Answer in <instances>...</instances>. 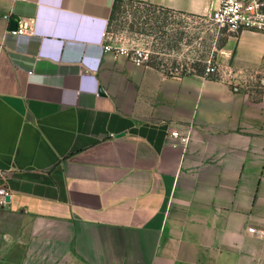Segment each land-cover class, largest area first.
I'll return each instance as SVG.
<instances>
[{"label":"crops","instance_id":"0c3cea01","mask_svg":"<svg viewBox=\"0 0 264 264\" xmlns=\"http://www.w3.org/2000/svg\"><path fill=\"white\" fill-rule=\"evenodd\" d=\"M114 1L0 0V264H264V92L105 51ZM222 57L264 67V33Z\"/></svg>","mask_w":264,"mask_h":264},{"label":"rangeland","instance_id":"374dc122","mask_svg":"<svg viewBox=\"0 0 264 264\" xmlns=\"http://www.w3.org/2000/svg\"><path fill=\"white\" fill-rule=\"evenodd\" d=\"M113 40L129 47H142L152 53V65L161 69L165 63L197 73L209 63L218 68L223 62L222 46L229 32L214 23L208 15L180 14L137 1L124 2L115 11L109 26ZM218 79L219 75H208Z\"/></svg>","mask_w":264,"mask_h":264},{"label":"built area","instance_id":"2783aa9c","mask_svg":"<svg viewBox=\"0 0 264 264\" xmlns=\"http://www.w3.org/2000/svg\"><path fill=\"white\" fill-rule=\"evenodd\" d=\"M216 5L213 7L210 17L219 29H224L231 34H238L243 30H252L264 33V0H214ZM13 34L34 33V29L24 20L20 22L18 28L11 30ZM103 45L107 52L115 56H126L136 65L151 66L152 53L150 50L142 47H129L124 44H117L109 31V28L103 32ZM161 69L168 75H182V69L173 64L165 63ZM218 74L221 80L227 82L234 92L258 88L264 92V67L260 69L235 68L231 65L221 68L213 63H209L205 76ZM192 134V127L182 125L171 129L173 146L187 147ZM4 170L0 167V207L8 203L10 191L3 182ZM264 237V231L259 233Z\"/></svg>","mask_w":264,"mask_h":264},{"label":"trees","instance_id":"16d2710c","mask_svg":"<svg viewBox=\"0 0 264 264\" xmlns=\"http://www.w3.org/2000/svg\"><path fill=\"white\" fill-rule=\"evenodd\" d=\"M124 2H134L133 0H115L114 1V4H113V9H112V13H111V17H110V24H111V21H112V19L114 18V16H115V11H116V9H118ZM137 2H139L140 4H147V3H145V2H142V1H137ZM150 6H153V7H156V8H161V7H158V6H156V5H152V4H149ZM151 66H153L152 65V63H151ZM198 74H201V75H204V70H200L199 72H197ZM207 77H209V78H212V77H210V76H207ZM215 79V78H214Z\"/></svg>","mask_w":264,"mask_h":264},{"label":"water","instance_id":"95a60500","mask_svg":"<svg viewBox=\"0 0 264 264\" xmlns=\"http://www.w3.org/2000/svg\"><path fill=\"white\" fill-rule=\"evenodd\" d=\"M18 28V22L15 21V20H12L11 23H10V29L11 30H15ZM99 93L100 94H104V89L102 87L99 88ZM10 197H8L9 199Z\"/></svg>","mask_w":264,"mask_h":264}]
</instances>
